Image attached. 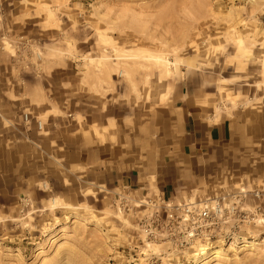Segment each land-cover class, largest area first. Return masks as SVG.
Masks as SVG:
<instances>
[{"label": "rangeland", "instance_id": "1", "mask_svg": "<svg viewBox=\"0 0 264 264\" xmlns=\"http://www.w3.org/2000/svg\"><path fill=\"white\" fill-rule=\"evenodd\" d=\"M186 101L243 131L185 199L223 215L179 250L139 233L146 191L72 160ZM0 264H264V0H0Z\"/></svg>", "mask_w": 264, "mask_h": 264}, {"label": "crops", "instance_id": "2", "mask_svg": "<svg viewBox=\"0 0 264 264\" xmlns=\"http://www.w3.org/2000/svg\"><path fill=\"white\" fill-rule=\"evenodd\" d=\"M239 131H243L239 121L215 120L192 102L168 104L150 116L135 148L89 144L72 162L92 168L97 180L135 182L136 190L149 195L185 200L210 184L212 171Z\"/></svg>", "mask_w": 264, "mask_h": 264}, {"label": "built area", "instance_id": "3", "mask_svg": "<svg viewBox=\"0 0 264 264\" xmlns=\"http://www.w3.org/2000/svg\"><path fill=\"white\" fill-rule=\"evenodd\" d=\"M124 200L127 201L126 198ZM134 207L141 208L137 227L144 239L166 240L179 250H185L192 242L210 236L215 229L216 218L221 217L225 210L220 202L214 206H202L191 200H167L160 194L148 193L126 209Z\"/></svg>", "mask_w": 264, "mask_h": 264}, {"label": "bare ground", "instance_id": "4", "mask_svg": "<svg viewBox=\"0 0 264 264\" xmlns=\"http://www.w3.org/2000/svg\"><path fill=\"white\" fill-rule=\"evenodd\" d=\"M167 62H168V60H167ZM167 71V70H166ZM245 241H246V239H245ZM210 256H213V257H219L220 256V251L219 250H215V251H213L211 254H209L208 255V252H205V251H203V254H202V259H201V261H205L207 258H210ZM212 257V258H213ZM209 260V259H208Z\"/></svg>", "mask_w": 264, "mask_h": 264}]
</instances>
